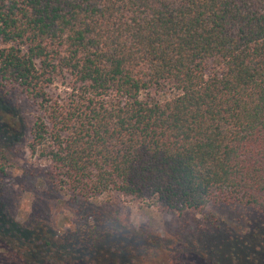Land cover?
Segmentation results:
<instances>
[{
	"label": "trees",
	"instance_id": "obj_1",
	"mask_svg": "<svg viewBox=\"0 0 264 264\" xmlns=\"http://www.w3.org/2000/svg\"><path fill=\"white\" fill-rule=\"evenodd\" d=\"M0 39L49 164L32 187L68 221L7 207L3 141L0 264H264V0H0ZM114 192L206 224L160 236Z\"/></svg>",
	"mask_w": 264,
	"mask_h": 264
},
{
	"label": "rangeland",
	"instance_id": "obj_2",
	"mask_svg": "<svg viewBox=\"0 0 264 264\" xmlns=\"http://www.w3.org/2000/svg\"><path fill=\"white\" fill-rule=\"evenodd\" d=\"M0 46H2L1 39ZM64 90V85L60 82L49 87V93L54 98L63 96ZM36 114V106L24 94L14 89L0 88V143L4 141L5 146L8 147L6 160H3L7 166L5 168L6 175L1 181L4 199L7 207L19 211L21 215L27 212L37 213L40 216L54 219L53 222L60 227L62 224L67 227L68 221L62 218L59 212L60 208L55 209L49 206L42 189L33 188L31 184L34 176L43 174L49 167L44 158L30 154L27 147L30 127ZM104 204L110 210H115L125 222L135 225H149L160 236L174 239L178 233L182 243L187 240L184 238L185 232L184 230L182 232V225L204 226L206 224L201 214L186 212L183 217H178L174 213L161 214L155 212L153 208H147L145 205L131 201L129 197L116 192L107 197ZM66 216L73 220L72 214L67 213ZM210 229L218 232L219 235L234 232L233 227L228 228L224 225L220 226L218 231L213 226ZM213 247H217V244H214ZM196 252L200 264H216L212 259L209 260L202 251ZM221 264H231L230 259H221Z\"/></svg>",
	"mask_w": 264,
	"mask_h": 264
}]
</instances>
